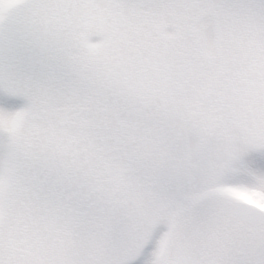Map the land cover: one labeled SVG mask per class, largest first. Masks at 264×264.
Wrapping results in <instances>:
<instances>
[{
	"label": "snow or ice",
	"instance_id": "obj_1",
	"mask_svg": "<svg viewBox=\"0 0 264 264\" xmlns=\"http://www.w3.org/2000/svg\"><path fill=\"white\" fill-rule=\"evenodd\" d=\"M0 264H264V0H0Z\"/></svg>",
	"mask_w": 264,
	"mask_h": 264
}]
</instances>
